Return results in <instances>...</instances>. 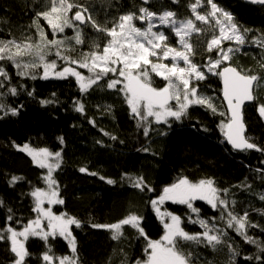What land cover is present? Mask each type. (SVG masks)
<instances>
[{"label":"trees","instance_id":"16d2710c","mask_svg":"<svg viewBox=\"0 0 264 264\" xmlns=\"http://www.w3.org/2000/svg\"><path fill=\"white\" fill-rule=\"evenodd\" d=\"M68 2L77 5L73 11L80 10L81 6L88 9L83 13L84 24L75 22L74 27L66 28L55 36L43 17L39 18V25L48 40L72 38L79 27L83 43L76 44L75 40L69 39L64 45L68 49L64 54L73 60H80L85 53L102 51L111 39L106 32L97 31L92 26L88 21L89 15L98 26L106 29H110L122 15L130 12L139 14L141 7L157 14L172 11L176 13L177 20L194 19L189 5L195 0H149L147 4L143 0ZM214 2L231 13L234 22L242 29L251 30L242 47L233 42H225L221 47L238 48L224 66L232 65L243 74L261 78L253 91L256 99L243 106V121L246 136L251 137L250 142L264 148V117L258 113V106L264 104V48L251 42L253 37L264 34V6L242 0ZM49 7V0H0V40H15L21 44L38 42L40 36L34 21L38 13L49 10ZM208 10L210 6L198 8L200 14ZM72 13H68L70 19ZM196 25L202 31L193 33L189 43L195 51L193 62L203 66L209 58H217L218 49L209 52L207 45L214 34L218 35V29L214 31L211 24L199 21ZM165 35L168 36L167 33ZM168 37V44L176 45L178 38L174 33ZM54 52L55 49L50 60H55L63 69L69 63L59 59ZM24 58L30 63L34 60L33 57L31 60ZM18 59L22 61V58ZM0 66L9 74L7 79L0 77L4 82V87H0V104L5 105L0 109V200L3 201L0 229L8 226L21 228L29 220L37 218L31 192L45 185L47 169L34 164L26 153L18 149V145L27 143L61 153L60 167L53 171L52 176L58 185L59 199L64 203L56 204L54 210L57 214L67 213L81 222L80 227H71L79 264H135L137 260L145 259L147 241L137 229L124 225L123 235L114 240L111 230L92 225H109L129 215H137L142 217L141 227L147 237L159 239L164 234L163 223L170 218L165 217L162 222L152 209L150 200L156 199L164 187L183 177L192 182L214 180L220 199L228 202L227 208L222 205L213 208L199 199L193 202V206L199 209V218L205 219L209 228L225 235L222 236L223 242L215 248L208 245L203 237L201 243L181 241V249L186 254L191 253V264H229L232 256L229 245L239 253L234 264H264V252L257 245L246 242L234 228L227 227L228 212L242 216L247 211L248 222L255 225L247 227V235L264 242V200L260 199L264 194V153L254 149L236 151L227 142L220 127L228 116L219 114L227 111L221 99L218 76L205 72V67H201L206 79L196 82L199 93L213 98L216 113L201 105H191L187 115L180 120L169 117L167 123H157L149 117L138 126V117L131 113L124 93L118 91L122 85L117 89L107 87L109 80L116 79L114 74L109 73L87 92H82L72 76L44 79L39 73L42 66L29 69L30 75L27 76L18 75L20 70L11 61H1ZM32 75L36 78L32 79ZM150 76L155 88H162L167 83L155 73L150 72ZM12 87L17 88V94L9 92ZM77 102L84 105L83 112L76 110ZM11 108L18 110L15 115L8 111ZM144 128H148L147 136ZM81 168L87 171L81 172ZM13 176L22 179L10 183ZM128 177H143L154 191L142 192L134 188ZM108 179L115 183H107ZM164 207L167 212L181 218V227L185 231L190 234L204 231L198 223L189 222V218L195 220L197 215L187 205L168 201ZM9 215L13 217L11 221L7 219ZM211 234L217 233L213 231ZM25 247L30 253L25 264H58L60 256L71 252L68 242L59 236L49 237L47 241L31 236ZM49 248V255L54 259L46 262L43 254ZM249 256L253 259H246ZM257 256L260 259H256ZM15 258L10 240H0V264H13Z\"/></svg>","mask_w":264,"mask_h":264},{"label":"snow or ice","instance_id":"6c2138e0","mask_svg":"<svg viewBox=\"0 0 264 264\" xmlns=\"http://www.w3.org/2000/svg\"><path fill=\"white\" fill-rule=\"evenodd\" d=\"M50 9L37 14V19L34 24L39 32L40 39L36 43H17L15 40H0V61L8 60L15 64V67L20 71L17 73L21 76L30 75L29 69H35L40 66L44 68V79L48 78L49 69L56 68V62H49L46 57L52 53L61 60L71 64H78L81 68H87L91 73L90 76L85 77L81 72L73 67H63L62 71L55 72L57 78H65L68 76L75 77L80 90L87 92L93 85H95L102 78L106 77L109 73L115 74L116 79L109 80L107 87L109 89H117L118 85H123L118 91L123 92L125 95L126 103L131 109V113L138 117V126L148 121L149 117H154L157 123L163 121L167 123L168 117H173L180 120L183 116L187 115L188 109L191 105H201L213 113L217 112V107L211 96L204 95L198 92V81L206 79L204 71L201 67L207 68L208 73L215 74L223 81V100L227 105V112H220L221 116L227 115V121L221 122V131L223 132L227 142L231 146L240 151H247L254 149L264 153V148L259 147L257 144L250 142L251 137L246 136V126L243 121L242 107L246 101H253L256 97L253 94V87L261 79L257 75L243 74L237 68L232 66H224L225 61L231 59V54L238 50L231 46L226 49L221 47L224 41L235 42L237 46H242L246 43L247 33L250 29H242L237 23L234 22V17L231 13L219 7L214 0H195V3L189 5L194 19L177 20L176 13L172 11H163L161 14L149 11L146 7L139 8V15L135 12L122 15L119 17L118 22H115L110 29L102 28L88 16V21L92 26L100 32H106L107 36L111 37L107 44L103 47L102 51L97 49L89 53L82 54L80 60H73L64 52L68 49L64 45L69 39L75 40L76 44L83 43L81 39V32L77 27L75 36L65 39H52L48 40L47 34L39 25V18L43 17L48 26H50L53 35L56 33H63L65 28H72L75 22L84 24L85 16L83 13L88 11L87 8L80 7L74 16L69 19L68 12L77 5L69 3L68 0H49ZM149 0H143L147 4ZM178 2V0H173ZM253 2L264 4V0H253ZM205 14H200L198 8L209 7ZM158 19L160 24L170 29L178 38V43L182 46L183 50H178L175 47L168 45L169 37L165 35L164 31H153V19ZM134 20L147 22L146 28L137 27ZM196 21L201 24H211L213 30L218 29L219 34L213 35L212 39L208 42L207 50L211 52L214 48L218 49L217 58H209L206 65L200 66L193 62L195 51L189 38L193 33H201L202 29L197 27ZM252 43L264 48V34L259 37H253ZM15 49V50H13ZM63 49V51H62ZM24 56H32L34 58L32 63H23L18 58ZM164 60L171 58V67L168 64L159 62L153 63L152 59ZM91 60V63L88 61ZM183 62L184 67L180 66ZM150 66V70H149ZM264 67V65H262ZM151 73L167 81L166 85L162 88H155L152 86ZM8 72L4 67L0 66V77L8 78ZM32 79L36 77L31 76ZM0 87H4V82L0 81ZM12 95L17 94V88L12 87L9 89ZM32 95L31 92L28 93ZM55 95V94H53ZM175 100L178 107L173 110V106L169 103ZM52 101H43V103H51ZM5 105L0 104V109H4ZM76 110L79 112L84 111V105L77 102ZM11 114L15 115L17 109H8ZM258 113L264 117V104L258 106ZM7 114V113H5ZM94 123V121H93ZM144 134L148 135V128H144ZM107 135V133H105ZM115 139V137H112ZM63 142V138H60ZM20 147V146H17ZM21 151L27 152L32 156L34 162L39 164L41 168H47L48 175L45 177L48 189L44 190L36 188L31 192L35 198V207L33 211L37 213V218L29 220L23 226L22 231H17L11 226L0 229V240H10L11 252L15 254L13 264H25V258L30 255L25 247V241L30 236H39L41 239L47 241L49 237L55 238L56 236L63 237L68 241L71 248L72 255L59 258V264H79V258L76 254L77 244L76 239L72 234L71 226L75 225L77 228L81 226V222L75 217L68 216L67 213L56 215L52 209L45 208L44 202L47 200L51 204H63L64 201L59 199V189L56 180L52 177V173L56 168L60 167L61 153L50 152L47 148L39 150L32 149L28 144L20 148ZM50 158L55 159V163L49 162ZM81 172H86V168H81ZM95 175V173H92ZM22 179L21 177L13 176L10 183H16ZM104 179V177H101ZM123 179V177H122ZM132 186L140 191H154L147 185L143 177H128ZM107 183L113 184L114 180L108 179ZM214 180L201 179L196 183L183 177L176 183L166 186L162 189L161 194L156 198L150 200L152 208L155 210L156 215L164 221L165 217L170 218L169 222H164V234L159 239H150L141 227L142 217L137 215H129L121 221L109 225L93 224L94 228H105L112 231V239L118 240L123 235L122 226L130 225L137 229L140 236L144 237L147 241L146 258L137 260L136 264H191V253H185L181 247V241H194L201 243V237L206 243L213 248L222 243V236L225 233L220 232L214 228H209L208 222L205 219L199 218V209L193 206V201L199 199L204 200L213 208L222 205L225 208L228 206L226 200L220 199L219 190L214 187ZM227 192V189L224 190ZM260 199L264 200V194L260 195ZM172 201L174 203L185 204L196 213L197 219L189 222L199 224L204 231L202 233L190 234L181 227V218L173 215L167 211H161L160 205L165 201ZM233 204L235 201L232 202ZM3 201L0 200V206ZM11 212V209H9ZM223 215V213H222ZM227 227L234 228V230L244 238L248 243L257 245L261 252H264V242H258L251 236L247 235V227H255L248 222V213L244 212L242 216L234 215L232 212L227 213ZM9 221L13 219L12 215L7 217ZM47 221V231L44 230L43 221ZM216 231L217 234H211ZM22 238V239H21ZM230 256L229 264H234V258L238 255V251L229 245ZM51 248L44 254L43 259L46 262L53 261V255H49ZM246 259L251 260L253 257L249 256ZM260 259V257H256Z\"/></svg>","mask_w":264,"mask_h":264},{"label":"rangeland","instance_id":"374dc122","mask_svg":"<svg viewBox=\"0 0 264 264\" xmlns=\"http://www.w3.org/2000/svg\"><path fill=\"white\" fill-rule=\"evenodd\" d=\"M50 8V7H49ZM76 11H78V10H76ZM76 11H73V10H71V11H69V12H73L72 13V17L74 16V14H75V12ZM68 12V13H69ZM85 14V13H84ZM140 14V13H139ZM139 14H136V15H139ZM161 14V13H160ZM68 15V17H69V15L70 14H67ZM159 15V14H158ZM69 19H70V17H69ZM45 20V19H44ZM46 21V20H45ZM46 23H47V21H46ZM78 23V22H77ZM152 23H153V25H154V27H153V31H164L165 33H167L168 34V36H170V33L172 32L170 29H168V28H166L165 26H163V25H161L160 24V22H159V20L158 19H153V21H152ZM134 24L137 26V27H140V28H146L147 27V22H145V21H139L138 20V23H136V20H134ZM49 28H50V26H49ZM66 29V28H65ZM50 30H51V28H50ZM57 34V33H56ZM55 34V35H56ZM218 34H219V32H218ZM225 42H229V41H224L223 43H225ZM222 43V44H223ZM232 43V42H231ZM233 44L234 45H236L235 44V42H233ZM170 47H175V48H177L178 50H183V48H182V46L178 43V40H177V43H176V45H170V44H168ZM243 46V45H242ZM242 46H239V47H242ZM13 50H15V49H13ZM25 57H27V59H29V60H31L32 59V56H25ZM46 59L49 61V62H51V61H55V60H50V55H48L47 57H46ZM150 59H152V62L153 63H159V62H162V63H165V64H168L169 65V67H171V63H172V61H171V58L169 57V58H167V59H164V60H162V61H160V60H157L156 58H150ZM1 62V61H0ZM22 62L23 63H30L29 61H27L24 57H22ZM56 62V61H55ZM89 63H91V60H89L88 61ZM180 66L181 67H184L185 65L183 64V62L181 61L180 62ZM64 67H73V68H75L77 71H79V72H81V74L82 75H84L85 77H87V76H90L91 75V73L89 72V70L87 69V68H81L78 64H71V63H69V64H66ZM149 70H150V66H149ZM58 71H62V69L59 67V65H58V63L56 62V68L55 69H49V75H48V77H52V76H54V77H56L55 75H54V73L55 72H58ZM207 71V68H205V72ZM39 73H40V75H42V76H44V68H43V66H42V69L41 70H39ZM112 74V73H111ZM115 75V74H114ZM75 78V77H74ZM117 78V77H116ZM75 80H76V78H75ZM77 81V80H76ZM123 86V85H122ZM172 106H173V110H176V108H175V106H178L177 105V103H176V101L175 100H172V101H170L169 102ZM154 120H155V118L154 117H152ZM169 118V117H168ZM25 144H27V143H25ZM25 144H22V145H18V146H20V147H18V149H20L23 145H25ZM29 145V144H28ZM30 146V148H32V149H36V150H39V149H42V148H45V147H41V148H36V147H32L31 145H29ZM48 149V148H47ZM50 152H52L50 149H48ZM24 153H26L31 159H32V161H33V163L34 164H36V165H38L39 166V164H37L36 162H34V160H33V158H32V156H30L27 152H25V151H23ZM49 162H51V163H55V159L54 158H50V160H49ZM47 169V168H46ZM48 175V170H47V173L45 174V177ZM53 177V176H52ZM190 181V180H189ZM192 182V181H191ZM198 182V181H197ZM193 183H196V182H193ZM41 189H44V190H47L48 189V185H47V183H46V179H45V185L43 186V187H41ZM59 198V197H58ZM34 200H35V198H34ZM198 200V199H197ZM168 201H170V200H168ZM168 201H165V202H168ZM165 202H164V204H165ZM170 202H172V201H170ZM194 202V201H193ZM192 202V203H193ZM164 204H163V206L160 208L161 209V211L163 212V211H167V209L164 207ZM56 204H51V205H49L48 203H47V200H45V202H44V207L45 208H51L52 209V211H53V213L54 214H56V215H60V214H57V212L54 210V206H55ZM151 205V204H150ZM152 207V206H151ZM153 209V208H152ZM155 212V211H154ZM177 216V215H176ZM161 220V219H160ZM167 222H169L170 223V219L167 221ZM43 225H44V230L45 231H47L48 229H47V227H46V225H47V221L45 220V221H43ZM72 227V226H71ZM72 229V228H71ZM31 237V236H30ZM37 237H39V236H37ZM22 239V238H21ZM67 241V240H66ZM26 242V241H25ZM68 242V241H67ZM11 243V242H10ZM71 253L72 252H70L69 254H67V256H71ZM64 256H66V255H64ZM64 256H60V257H64ZM58 261H59V259H58ZM58 264H59V262H58ZM136 264V263H135Z\"/></svg>","mask_w":264,"mask_h":264},{"label":"water","instance_id":"95a60500","mask_svg":"<svg viewBox=\"0 0 264 264\" xmlns=\"http://www.w3.org/2000/svg\"><path fill=\"white\" fill-rule=\"evenodd\" d=\"M243 2H246V3H250V4H254V5H260V6H264V4H261V3H256V2H253V0H242ZM85 16V15H84ZM86 21V20H85ZM78 22V21H77ZM79 24H81L80 22H78ZM227 66H229V65H227ZM230 66H232V65H230ZM232 67H234V66H232ZM238 70V69H237ZM219 79H220V84H221V90H220V94H221V99H222V101H223V103H224V106H225V109H226V111H227V105H226V102L223 100V93H222V89H223V81H222V79L219 77ZM256 84V83H255ZM255 84H254V87H255ZM254 87H253V91H254ZM254 94V93H253ZM247 102H252V101H246L245 103H247ZM242 115H243V107H242ZM230 146H231V144H230ZM232 147V146H231ZM232 149L233 150H236V149H234L233 147H232ZM236 151H240V150H236Z\"/></svg>","mask_w":264,"mask_h":264},{"label":"bare ground","instance_id":"6f19581e","mask_svg":"<svg viewBox=\"0 0 264 264\" xmlns=\"http://www.w3.org/2000/svg\"><path fill=\"white\" fill-rule=\"evenodd\" d=\"M12 228H14V227H12ZM15 230H17V231H22L23 230V227H21V228H14Z\"/></svg>","mask_w":264,"mask_h":264}]
</instances>
